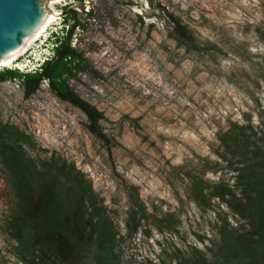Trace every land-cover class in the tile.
<instances>
[{"label": "rangeland", "instance_id": "rangeland-1", "mask_svg": "<svg viewBox=\"0 0 264 264\" xmlns=\"http://www.w3.org/2000/svg\"><path fill=\"white\" fill-rule=\"evenodd\" d=\"M39 1L58 20L0 68L19 71L0 81V126L13 128L3 142L22 146L33 171L50 167L47 182L57 179L71 210L89 191L72 233L22 260L7 218L17 192L39 213L40 190L22 180L17 191L0 156V264H94L100 227L112 237L113 264H247L223 249L219 230L257 246L253 219L233 206L244 213L260 194L239 179L264 178V0ZM177 27L190 33L185 45L174 40ZM70 29L67 47L79 59H68L61 79L100 113L104 140L46 81L24 96L23 76L53 61Z\"/></svg>", "mask_w": 264, "mask_h": 264}, {"label": "trees", "instance_id": "trees-1", "mask_svg": "<svg viewBox=\"0 0 264 264\" xmlns=\"http://www.w3.org/2000/svg\"><path fill=\"white\" fill-rule=\"evenodd\" d=\"M72 29L68 30L65 37L61 39L60 44L55 48V58L53 61H47L42 65L39 70L33 74H25L24 79V96L29 97L34 93L36 87L41 81H46L50 91L56 96V98L63 102L68 103L74 108L81 111L88 122V131L95 135L100 140H104V136L101 134L98 128V121L101 119V115L92 106L75 96L72 91L69 90L67 84L62 80V76L69 72L67 63L68 59L78 61V55L67 47L69 38L71 36ZM190 33L185 27H177L173 34L174 40L181 46L185 45L186 40L189 39ZM54 36V35H53ZM264 37V35H263ZM264 41V38H263ZM19 73L18 70L11 71L6 70L0 73V81L4 79L15 78ZM11 126H0V156L5 161V167L10 170L12 179L10 180L13 187L18 191L22 184V180L25 181V188L30 190L33 185L37 187L40 192L36 199V203L42 206L39 213H29L28 205L30 203L29 198H25L23 194L17 192L16 194V206L11 216L7 218V224L10 225L9 235L17 243L15 249L16 254L20 259L24 260L28 254L37 252L35 249L41 242L49 244L53 241V237L60 235H67L72 233L73 222L81 220L84 216L82 212L83 200L86 199V194L89 188H84L78 194L77 198H74V204L77 207L75 210L70 205V199L67 194L60 195L58 191L54 189V186L59 182L57 179H52L51 183H48V178L51 175L50 167L45 163H40V170H34L30 168V162L24 157L22 152V146L7 145L3 141L7 139L8 133L12 131ZM246 144L245 142H240ZM31 144V142H29ZM28 145V143H27ZM246 156V154H244ZM253 159V158H252ZM251 159V160H252ZM256 164V166H254ZM65 165L59 171H63ZM252 168L261 169L260 160H256L252 164ZM35 169V168H34ZM33 173V174H32ZM70 174V172H68ZM34 178V183L31 181V176ZM58 178L59 173H55ZM48 176V177H47ZM30 178V181H29ZM61 184V183H60ZM238 184L244 187H251L253 191H260L251 203L245 208V212H241L238 205H234L233 209L240 213L242 217L253 219V230L251 236L255 240H250V244H256V247L248 245L242 247L240 245V236L236 232H227L225 228L219 230L223 249H225L231 256H244L248 258L247 264H264V178L260 175H252V179H246L244 182L239 179ZM230 190H223V194L231 195ZM66 219L69 220L66 221ZM133 225L131 227L136 228V221L131 218ZM105 223V222H104ZM130 227V229H132ZM98 242V251L94 264H113L112 255V237L104 235L102 227L95 232ZM36 250V251H35ZM43 253V252H42ZM260 259V260H259ZM185 262V261H184ZM34 264L33 262H31ZM186 264H193L186 262ZM203 264V263H200Z\"/></svg>", "mask_w": 264, "mask_h": 264}, {"label": "water", "instance_id": "water-1", "mask_svg": "<svg viewBox=\"0 0 264 264\" xmlns=\"http://www.w3.org/2000/svg\"><path fill=\"white\" fill-rule=\"evenodd\" d=\"M45 11L39 0H0V62L34 36Z\"/></svg>", "mask_w": 264, "mask_h": 264}, {"label": "bare ground", "instance_id": "bare-ground-1", "mask_svg": "<svg viewBox=\"0 0 264 264\" xmlns=\"http://www.w3.org/2000/svg\"><path fill=\"white\" fill-rule=\"evenodd\" d=\"M54 3H51V5L53 4H58L61 2H64V0H51ZM50 5V6H51ZM46 13V18L43 21V24L38 28V30L36 31V33L34 34V36L30 39H28V41L16 52L12 53L6 60H3L2 62H0V68H7L15 63H17L18 59L21 58L24 54H26L28 51L30 52V50L33 48V46H35L34 44L41 39L46 32L48 31V29L55 24V22L58 20V14L53 12H49L48 8L45 11Z\"/></svg>", "mask_w": 264, "mask_h": 264}, {"label": "built area", "instance_id": "built-area-1", "mask_svg": "<svg viewBox=\"0 0 264 264\" xmlns=\"http://www.w3.org/2000/svg\"><path fill=\"white\" fill-rule=\"evenodd\" d=\"M87 11V10H86Z\"/></svg>", "mask_w": 264, "mask_h": 264}]
</instances>
